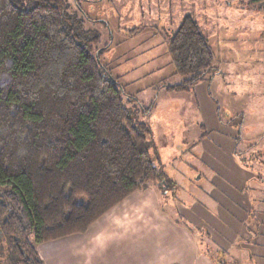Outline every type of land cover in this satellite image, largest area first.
Masks as SVG:
<instances>
[{
    "label": "trees",
    "instance_id": "trees-1",
    "mask_svg": "<svg viewBox=\"0 0 264 264\" xmlns=\"http://www.w3.org/2000/svg\"><path fill=\"white\" fill-rule=\"evenodd\" d=\"M79 1L0 0V264H44L37 245L85 232L164 180L149 152L151 127L124 105L122 86L91 51L96 37ZM168 51L184 80L167 88L185 89L213 70L189 15ZM210 250L227 264L224 250Z\"/></svg>",
    "mask_w": 264,
    "mask_h": 264
},
{
    "label": "rangeland",
    "instance_id": "rangeland-1",
    "mask_svg": "<svg viewBox=\"0 0 264 264\" xmlns=\"http://www.w3.org/2000/svg\"><path fill=\"white\" fill-rule=\"evenodd\" d=\"M77 7L87 18L85 29L96 37L90 49L98 63L122 86L124 105L137 108L140 119L151 127L149 152L164 180L159 185L149 183L146 189L132 194L144 196L149 208L170 210L178 222L185 224L187 217L192 219L213 254L216 232L212 218L202 225V209L207 199L209 208L216 210L217 203L212 202L215 197L207 196L216 189L210 183V177L216 175L213 168L222 170L225 176L229 168L217 165L219 158L212 145L226 144L227 149L223 145L217 153L225 163L234 160L241 167L245 164L244 169L251 175L264 176V3L80 0ZM187 15L207 39L214 58L213 70L203 81L185 89L167 88L184 80L175 74L168 40ZM207 146H211L208 148L213 155ZM247 186L255 199L257 191L264 200L263 181L250 180ZM160 187H164L163 193ZM103 217L87 229L89 233L101 228L107 220ZM207 220L205 217L203 221ZM237 241L238 245L241 240ZM4 243L0 236V250ZM40 247L37 245L36 251L46 264ZM238 247L234 244L225 251L227 264H251L246 253L240 251L243 248Z\"/></svg>",
    "mask_w": 264,
    "mask_h": 264
},
{
    "label": "crops",
    "instance_id": "crops-1",
    "mask_svg": "<svg viewBox=\"0 0 264 264\" xmlns=\"http://www.w3.org/2000/svg\"><path fill=\"white\" fill-rule=\"evenodd\" d=\"M223 145L227 149L226 144L221 142L213 144L212 149L217 153L221 152L220 150L224 149ZM234 146L233 144L231 149ZM208 147L211 146L206 147L209 152ZM217 153L216 157L219 158L216 159L217 165L225 167L226 164L230 170L228 169L225 176L222 170L211 166L216 175L210 177V183L215 185L216 189L207 196L215 197V201L210 199L217 203L216 210L209 208L207 199L202 210L205 212L206 220L208 217L212 218L211 226L216 232L217 240L213 237L216 246L212 249L227 252L235 244L239 249L243 248L240 251L246 253L248 262L264 264V200H261L257 191L254 192L256 199L251 191H246L249 180L260 179L264 182V176L260 178L251 175L234 160L225 163ZM140 195H130L120 205L104 214L103 218L107 220L101 228L91 233L87 230L84 234H73L39 244L45 263L216 264L209 252L208 243H205L197 233L198 224L188 217L185 224L178 222L176 214L162 207L150 209L145 206L144 196ZM225 215L229 217L226 219ZM204 218H201L202 225L206 222L208 224L209 219L203 221ZM262 218L263 220H260ZM238 239L241 241L237 245Z\"/></svg>",
    "mask_w": 264,
    "mask_h": 264
}]
</instances>
